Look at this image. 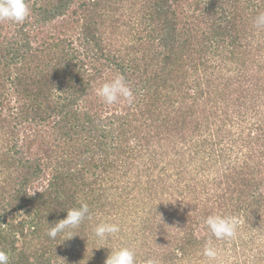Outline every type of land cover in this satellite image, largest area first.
Masks as SVG:
<instances>
[{"label":"trees","instance_id":"obj_1","mask_svg":"<svg viewBox=\"0 0 264 264\" xmlns=\"http://www.w3.org/2000/svg\"><path fill=\"white\" fill-rule=\"evenodd\" d=\"M181 1L27 0L31 13L22 24L0 21V249L9 253L10 264H78L64 239L69 231L82 232L88 219L79 231L66 230L55 240L47 235L50 225L81 203L92 215L93 204H110L109 189L127 199L139 182L132 160L151 150L154 164L143 166L153 171L159 164L155 158L173 148L161 140L174 135L184 139L198 132L206 139L203 145L208 142L222 157L236 145L249 148L248 159L257 164H244L240 180L245 188L228 181L225 191L239 193L235 209L243 210L246 219L260 214L264 29H256L253 20L264 12V0L189 1L180 29L175 6ZM51 21L55 26L46 27ZM74 22L82 24L76 37L65 31ZM161 45L166 51H157ZM116 72L132 89V103L108 105L97 95ZM179 94L195 103L206 96L204 110L211 115L224 102L223 109L232 108L225 123L236 125L238 132L223 125L212 128L210 113L201 116L187 105L180 109ZM41 133L63 149L52 168L47 161L51 147L50 155L31 153ZM176 161L183 170L189 164L182 157ZM248 168H254L251 175ZM220 208L219 215L237 217L238 211ZM21 210L24 220H18ZM208 238L239 246L233 238L219 241L210 232L203 240ZM181 239L165 255L169 264H182L178 259L186 258L197 242L193 233Z\"/></svg>","mask_w":264,"mask_h":264},{"label":"rangeland","instance_id":"obj_2","mask_svg":"<svg viewBox=\"0 0 264 264\" xmlns=\"http://www.w3.org/2000/svg\"><path fill=\"white\" fill-rule=\"evenodd\" d=\"M189 1L192 0H182L178 4L179 6H175L180 29L185 25L186 15L189 13ZM128 4L129 1L124 3L125 6H128ZM190 11H193L192 8ZM48 26L53 28L55 26L54 21L49 22L46 27ZM81 27V23L74 22L70 23V27L65 25V31L69 28L68 35L76 37ZM164 50L166 51L162 45L157 46V51ZM117 75H120V73H114L112 78ZM189 86H192V82H189ZM190 92L195 94L196 87L192 86ZM189 97H185V101L179 94L180 99H177V101H179L180 109L187 105L201 116L209 113L211 115V111L204 110L208 108L207 102L204 100L206 96L200 97L196 103ZM214 102L213 99L212 104ZM222 105L224 106V102L222 104L221 101L214 113L207 118V121L212 122L211 119L215 120L212 122V128H215V125L217 127L223 125L222 128L230 127L234 133H237L236 125L230 122L229 124L225 123V120H229L226 114L229 111L231 112L232 108L226 110L224 107V110ZM233 114L236 115L230 113V117ZM38 129V126L34 127V135L38 132ZM196 133V137L192 138L187 136L182 139L179 138V135H174L172 139H162L161 142H164V147L167 143V145L172 144L173 148L165 155H162L161 151L159 152L161 155L156 154L158 156L155 159L159 164L153 171L151 169L145 170L146 166H143L144 164L153 166L151 150L146 154H139L132 160L131 164H133L136 171H134L133 177L139 182L134 184V187L133 184L131 185L133 191L127 196V199L124 196L120 197L116 194L117 192L113 194L112 192L116 189H109L110 198H108V202L110 204L103 206H99L97 203L93 204V214L88 219L83 231L77 229L79 232L76 234L78 235L68 239L66 243L68 246L70 245V249L76 254L73 262L78 264H104L110 249L129 246L134 248L137 253V264H144V261L148 258H155L158 264H169L165 255H168V252H172L180 245L179 243L183 241L181 238L193 233V237L197 242L188 248L189 252L186 258L178 259L180 256L177 257L180 262L183 260L182 264H264V207H262L259 215L254 213V216L246 219L243 210L235 209L238 206L239 193L235 191L234 193L232 191L226 193L225 191L228 187V181L235 188L244 189L246 182L240 180L242 174H245L242 168H244L246 162H250L252 167L257 162L253 161V158L248 159L249 148H240V145H236L234 151L230 150L223 157L222 153L218 156V154L213 153L211 144L207 142L203 145L206 143L204 136L198 135V132ZM185 134L190 135L191 133L186 131ZM41 135L43 136L37 135L35 137L31 153L42 156L50 155L51 152L47 149L51 147L52 159L47 161L53 162L50 164L52 168L55 163L57 164V160L62 158L63 149L58 147V144L53 143L55 139L52 136L45 138L43 133ZM195 138L197 142H195ZM20 143H24L23 139L20 140ZM52 143L53 145H50ZM194 144L198 145L196 149L198 151L192 149ZM164 147L161 146L159 149ZM180 157L185 163H189L185 170L182 169L184 165L180 166V163L176 161ZM174 161H176V165ZM44 162L46 163V160ZM260 168L264 169L262 166ZM253 169L248 168L247 173L251 175ZM249 175L248 177H250ZM153 180L154 183H152ZM231 188V190H234L233 187ZM262 190L264 192V187H262ZM178 200L183 204L180 205ZM220 205L223 209L232 210L231 213L238 211L235 213L240 224L237 234L233 238L239 245L235 247L236 249L233 240L227 241V243H224L226 242L224 239L222 243L213 241V238L203 240V237L208 235L209 232L203 221L209 215L219 214ZM18 216V220L26 219L25 211H19ZM105 220L119 223L121 231L102 242L93 234V228L96 224ZM186 231H189L188 234ZM209 239H211L217 250V258L212 262H209L207 257L203 255L204 245ZM102 245L104 247H101ZM177 262L176 260L173 263L176 264Z\"/></svg>","mask_w":264,"mask_h":264},{"label":"clouds","instance_id":"obj_3","mask_svg":"<svg viewBox=\"0 0 264 264\" xmlns=\"http://www.w3.org/2000/svg\"><path fill=\"white\" fill-rule=\"evenodd\" d=\"M31 9L27 0H0V21H10L22 24L30 15ZM256 29H264V12L258 13L253 20ZM97 95L102 99L103 103L112 105L121 100L132 103L134 94L129 87L128 82L123 74L115 76L111 81L103 83L96 90ZM67 215L54 224H49L47 230L49 238L55 240L57 236L66 233V230L77 229L85 221L90 219V210L87 203H81L79 207L68 209ZM207 230L212 237L217 240L234 238L237 234L240 221L235 216H224L213 214L207 216L203 221ZM121 231L119 223L110 221H101L93 228V234L99 241H105L109 237L117 235ZM78 234L68 232V240ZM101 247H104L103 245ZM100 247V248H101ZM203 255L207 257L209 262L215 261L217 258V250L209 239L203 248ZM0 264H10V255L7 251L0 249ZM104 264H137V253L134 248L129 246H120L119 248L110 249ZM144 264H158L155 258H148Z\"/></svg>","mask_w":264,"mask_h":264}]
</instances>
